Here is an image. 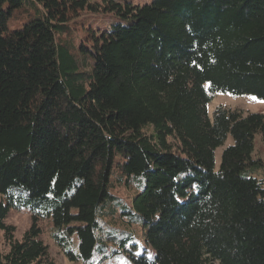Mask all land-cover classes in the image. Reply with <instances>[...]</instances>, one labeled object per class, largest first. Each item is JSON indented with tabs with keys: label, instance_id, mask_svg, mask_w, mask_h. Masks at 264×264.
I'll list each match as a JSON object with an SVG mask.
<instances>
[{
	"label": "trees",
	"instance_id": "obj_1",
	"mask_svg": "<svg viewBox=\"0 0 264 264\" xmlns=\"http://www.w3.org/2000/svg\"><path fill=\"white\" fill-rule=\"evenodd\" d=\"M86 12L121 21L80 38ZM218 92L264 100V0H0V264H55L42 220L81 264H264V116Z\"/></svg>",
	"mask_w": 264,
	"mask_h": 264
},
{
	"label": "rangeland",
	"instance_id": "obj_2",
	"mask_svg": "<svg viewBox=\"0 0 264 264\" xmlns=\"http://www.w3.org/2000/svg\"><path fill=\"white\" fill-rule=\"evenodd\" d=\"M94 1V0H93ZM97 1V0H96ZM133 4H144L148 3L151 0H129ZM122 2V1H121ZM121 21L115 15L108 14L104 15L101 13H91L86 12L83 13L78 20L76 21L75 27L77 32L76 36H82L84 29L92 28L94 31L98 29L107 28L110 24ZM11 27L15 25L10 24ZM83 30V31H82ZM253 95L243 94V95H235L231 93H222L218 92L213 95L212 100L207 105V114L208 116H212L213 111L217 107H225L231 110H238L243 112V114L255 113L264 116V100L261 99H253ZM232 144V138L230 136L227 137L225 143L218 147L214 152V169L217 171L220 165V158L222 151L229 145ZM252 159H260L264 163V143L262 142L260 135L256 134L253 139V151L251 154ZM258 178H261L262 175L256 174ZM115 194L120 198L124 199V201H128L131 193L122 188H118L115 190ZM4 223L8 226L14 227V239L21 240L23 234L31 227L32 220L30 213L27 209L17 210H9L7 213ZM38 227L40 228L42 235L41 239L45 245L48 247V251L50 257L53 259L55 264H81L80 262H71L67 260L59 248L55 245V243L51 239V229L52 223L50 220H42L38 222ZM132 237L135 240L139 241V245L137 250L135 251L136 255H139L143 252L144 249L147 250V256L150 258L153 256V251L151 248L147 247L141 241V228L139 222H133L131 225ZM75 241V240H74ZM0 249L2 251H7L8 246L4 239L3 232L0 231ZM102 264H133L127 254H118L114 257L104 261Z\"/></svg>",
	"mask_w": 264,
	"mask_h": 264
},
{
	"label": "snow or ice",
	"instance_id": "obj_3",
	"mask_svg": "<svg viewBox=\"0 0 264 264\" xmlns=\"http://www.w3.org/2000/svg\"><path fill=\"white\" fill-rule=\"evenodd\" d=\"M253 99H256L255 97H253Z\"/></svg>",
	"mask_w": 264,
	"mask_h": 264
}]
</instances>
